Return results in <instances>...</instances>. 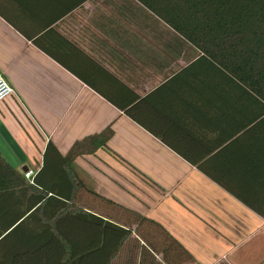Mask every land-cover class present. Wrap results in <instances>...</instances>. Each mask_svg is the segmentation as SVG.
Segmentation results:
<instances>
[{"label":"crops","instance_id":"obj_1","mask_svg":"<svg viewBox=\"0 0 264 264\" xmlns=\"http://www.w3.org/2000/svg\"><path fill=\"white\" fill-rule=\"evenodd\" d=\"M203 57L137 0H0V73L15 93L0 103V153L37 173L49 142L66 156L112 127L108 149L76 161L90 190L199 264H264V119L226 101ZM134 98L137 122L120 108ZM16 202L0 199V216Z\"/></svg>","mask_w":264,"mask_h":264},{"label":"trees","instance_id":"obj_2","mask_svg":"<svg viewBox=\"0 0 264 264\" xmlns=\"http://www.w3.org/2000/svg\"><path fill=\"white\" fill-rule=\"evenodd\" d=\"M137 1L223 72L226 101L254 104L264 119V0ZM130 104L120 108L137 122V100ZM112 137L108 127L66 156L49 142L32 184L0 153V199L18 203L0 216V264H199L159 223L83 182L76 161L108 149Z\"/></svg>","mask_w":264,"mask_h":264},{"label":"built area","instance_id":"obj_3","mask_svg":"<svg viewBox=\"0 0 264 264\" xmlns=\"http://www.w3.org/2000/svg\"><path fill=\"white\" fill-rule=\"evenodd\" d=\"M14 94L13 88L9 85L2 73H0V103L12 97ZM35 175L36 173L31 170L24 173L25 178L30 181V183H33Z\"/></svg>","mask_w":264,"mask_h":264}]
</instances>
